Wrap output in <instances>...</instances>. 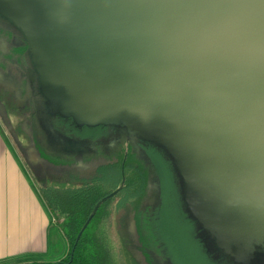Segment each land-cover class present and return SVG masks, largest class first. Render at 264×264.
<instances>
[{"label":"rangeland","instance_id":"obj_1","mask_svg":"<svg viewBox=\"0 0 264 264\" xmlns=\"http://www.w3.org/2000/svg\"><path fill=\"white\" fill-rule=\"evenodd\" d=\"M127 1L149 16V0ZM52 4L69 17L53 18ZM108 12L93 0H0V112L9 116L5 106L22 103L24 165L40 187L73 185L115 148L99 135L101 124H88L134 116L145 135L176 156L185 178L184 187L169 154L152 142L161 193L156 199L152 185L146 202L155 204L158 219L155 250L166 264H222L193 216L205 214L218 226L217 243H232L246 261L264 237V103L251 101L264 53L255 61L243 53L235 62L234 42H212L167 56L161 47L172 45L167 28L104 22ZM52 223L57 242L44 260L60 246L56 258L66 254ZM126 227L122 222L121 233ZM121 247L125 264H138Z\"/></svg>","mask_w":264,"mask_h":264},{"label":"trees","instance_id":"obj_2","mask_svg":"<svg viewBox=\"0 0 264 264\" xmlns=\"http://www.w3.org/2000/svg\"><path fill=\"white\" fill-rule=\"evenodd\" d=\"M154 1L157 11L150 17L177 24L179 27L170 31L171 36L182 38L186 42L191 40L187 44L194 50L200 49L204 43L202 40L208 43L209 37H219L236 41L235 50L242 53L247 47L240 44V38L264 36L262 30L253 34L252 28L241 24L245 19L248 0ZM97 3L108 11L112 9V15L114 10H125L124 7L136 5L135 2L128 4L125 0H100ZM121 14L127 13L121 12L117 17L122 18ZM245 22L246 20L244 24L249 26V22ZM99 127V135L104 137L103 140L108 145L115 146L109 147V161L98 165L90 177H77L73 185L48 184L41 187L52 220H56L67 243L66 254L55 261H33L25 264H125L121 243L135 263H167L154 248V231L158 229V219L152 214L155 204L146 202L149 194L155 193L154 187L158 192L156 199L161 193L157 185L160 173L151 161L153 141L137 137L133 143L121 137L119 125L107 124ZM121 143L122 147L118 146ZM170 158L173 162L171 156ZM118 187L121 188L113 196L99 203ZM91 214V219L77 238ZM122 222L127 227L121 233ZM198 226L201 233H204L209 251L222 264H264L263 250L255 248L258 245L264 246V241L253 245V258L245 263L236 259L233 249L223 250L218 247L200 222ZM137 253L140 256H136Z\"/></svg>","mask_w":264,"mask_h":264},{"label":"crops","instance_id":"obj_3","mask_svg":"<svg viewBox=\"0 0 264 264\" xmlns=\"http://www.w3.org/2000/svg\"><path fill=\"white\" fill-rule=\"evenodd\" d=\"M10 105L5 106L9 116L0 112V264L55 261L65 254L56 258L62 252L59 245L57 256L44 260L50 249L54 251L57 241L51 235L56 226L41 187L24 165L22 103Z\"/></svg>","mask_w":264,"mask_h":264},{"label":"water","instance_id":"obj_4","mask_svg":"<svg viewBox=\"0 0 264 264\" xmlns=\"http://www.w3.org/2000/svg\"><path fill=\"white\" fill-rule=\"evenodd\" d=\"M100 0H93L94 3L99 2ZM126 2V0H125ZM151 3V10L149 12V16L145 15V12L142 9H140L139 5L135 6H131V7H124L125 10L118 9V10H114V15H112V9L108 12V14L106 15L104 22H114L117 24H125V25H133L135 23H139L140 25L138 27L143 26L145 23H148L149 25H154L153 27H151L150 29H153L154 27H165L167 28L168 32H169V36H171V30L175 27H179L177 24H173L172 22H165V21H161V20H156L154 18H151L150 15H154L153 12L155 13V11H157V7L154 5L155 1L154 0H149L148 3ZM126 3L128 4H132V1H127ZM250 3V4H249ZM98 4V3H97ZM124 4V3H123ZM99 5V4H98ZM101 6V5H99ZM264 0H248V4L246 5V12H245V19L246 22L248 23L249 26H246L244 24V20L241 21L242 26L245 27H250L253 29V34L254 33H259L264 32ZM103 8V6H101ZM49 13L50 15H52L53 18H57V19H67L69 17V12L66 8L58 5V4H52L49 7ZM121 12L123 13H127L125 15L121 14L122 18H118L117 15L120 14ZM130 12V14H129ZM109 13L111 14L109 16ZM143 15V16H142ZM114 17H117L114 19ZM102 20V21H103ZM153 23V24H152ZM240 23V22H239ZM143 24V25H142ZM155 28V29H156ZM244 30V29H243ZM252 34V35H253ZM168 36V37H169ZM26 40V43L28 44V48H31V45L33 44V37L30 35H26V37H24ZM170 40H167L168 42H171V44H164L161 47L162 50H164V52H170V53H165L167 56L170 55L171 53H176L179 51H186L187 49H191L194 51V49H192L187 43H191L192 41L190 40L189 42L186 40H181L182 38H177L175 36H171L169 37ZM210 40V42L208 43H212V42H234V59L235 62L237 61L238 57L240 55L244 54H250L253 61H255L254 58H259L260 54L264 53V36L256 38V37H242L240 38V44H244V48L247 47V49H245L244 52L240 53L237 52L236 49V41L232 40H227V39H222L219 37H209L208 38ZM163 41L164 43H167V41ZM204 41V43H206L205 40H202V42ZM238 41V40H237ZM166 47V48H165ZM171 47V49H167ZM215 50H219V48H216ZM196 51V50H195ZM229 54L231 55V53L229 52ZM254 72V69H253ZM260 75V77H258ZM251 88H252V103H256L257 101H261V103H264V69H262L261 73L259 71V74H255L254 78H253V84H251ZM42 93L44 94V96L46 97L47 101H48V105L50 106V109L52 111H54V107H52V98L50 96V92H49V88L46 84L43 85V88L41 89ZM260 97L262 99H260ZM71 116V114H68V116ZM124 119L121 120H117V121H106V122H100V123H92V124H88L91 126H95V125H107V124H111V125H119V131L121 133V137L123 139H128L130 141H132L133 143H135L136 138L137 137H141L147 140H152L153 142H156L157 144L161 145L162 147H164V149L168 152V154H170V156L173 159L174 162V166L176 167V169L178 170V172L181 175V179L182 182L184 183V187H185V178L183 176V174L180 172L179 168L177 167V158L176 156L168 149V147L163 144L162 142L157 141L154 137L150 136L148 137L147 135L144 134V132L142 131V127L140 125V120L134 116L130 117V116H121ZM78 124H81L82 122L80 120H77ZM121 187L116 188L114 191H112L110 194L106 195L105 197H103L100 202L105 201L106 199L110 198L111 196H113ZM98 203V204H99ZM191 211V210H190ZM192 212V211H191ZM196 220L198 222L201 223L202 227L208 231L209 236L213 239L214 243L222 248L223 250H229V248L227 249L228 246H230L232 243L228 244L227 246H220L217 243L216 240V230L218 228L217 224L215 223V220L211 217V215H193ZM92 214L88 217V219L85 221L81 231L78 233L77 238L80 236L82 230L84 229V227L87 225V223L89 222V220L91 219ZM264 237H261L260 239H258L260 242L263 241ZM257 240V244L260 243ZM231 249L234 250L233 246H230ZM237 260H241V258L235 256Z\"/></svg>","mask_w":264,"mask_h":264},{"label":"flooded vegetation","instance_id":"obj_5","mask_svg":"<svg viewBox=\"0 0 264 264\" xmlns=\"http://www.w3.org/2000/svg\"><path fill=\"white\" fill-rule=\"evenodd\" d=\"M263 241H264V238H263ZM264 245V244H263ZM255 248L257 249V250H263V253H262V255L264 256V246H255ZM255 248H252V251H251V253H250V255H249V253H248V257H247V259H246V261H244L245 263H249L250 261H251V259L253 258V254H252V252L254 253V251H255ZM234 255L235 256H237V253H235V251H234ZM243 261V260H242Z\"/></svg>","mask_w":264,"mask_h":264}]
</instances>
